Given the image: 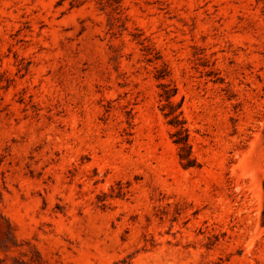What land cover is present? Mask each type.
<instances>
[{
	"label": "rangeland",
	"instance_id": "374dc122",
	"mask_svg": "<svg viewBox=\"0 0 264 264\" xmlns=\"http://www.w3.org/2000/svg\"><path fill=\"white\" fill-rule=\"evenodd\" d=\"M263 129L264 0H0V264H264Z\"/></svg>",
	"mask_w": 264,
	"mask_h": 264
},
{
	"label": "trees",
	"instance_id": "16d2710c",
	"mask_svg": "<svg viewBox=\"0 0 264 264\" xmlns=\"http://www.w3.org/2000/svg\"><path fill=\"white\" fill-rule=\"evenodd\" d=\"M157 79H162L166 76L164 72H158ZM158 97L163 103L160 106V112L166 121V124L170 126L173 131L170 133V139L172 143L177 147V157L179 164L183 169L196 168L198 164L196 160L191 156V148L188 142V129L186 128L185 120L182 117V111L180 110L181 104L173 103L172 98L176 94L174 87H170V84L160 83ZM264 140V129L262 132Z\"/></svg>",
	"mask_w": 264,
	"mask_h": 264
}]
</instances>
